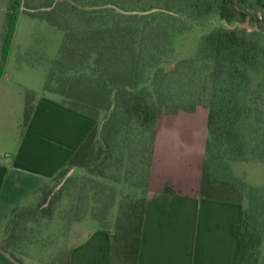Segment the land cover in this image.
<instances>
[{
    "label": "trees",
    "instance_id": "16d2710c",
    "mask_svg": "<svg viewBox=\"0 0 264 264\" xmlns=\"http://www.w3.org/2000/svg\"><path fill=\"white\" fill-rule=\"evenodd\" d=\"M55 1L31 9L52 7ZM73 1L81 6L63 1L51 10L27 12L63 32L44 91L97 121L102 113L106 117L59 175L78 171L62 189L44 193L43 205L13 214L0 264H22L16 251L27 242L28 224L51 219L64 190L79 184L85 198L94 193L93 219L100 228H106L120 186L141 192L120 201L110 256V264H138L158 123L164 115L193 113L199 107L208 111L201 196L245 205L233 229L239 239L238 264H264V187L247 184L232 167L235 162L264 161V112L255 102L256 94L264 92V0H157L134 7L161 9L145 15L100 8L112 4L131 10L123 0ZM22 3L12 0L7 11L0 80ZM258 12L263 16L258 18ZM214 15L231 26L255 21L261 30L216 28L202 37L195 57L166 70L162 63L173 52L175 36ZM257 76L262 78L258 83ZM35 99L27 90L23 127L31 120Z\"/></svg>",
    "mask_w": 264,
    "mask_h": 264
},
{
    "label": "crops",
    "instance_id": "0c3cea01",
    "mask_svg": "<svg viewBox=\"0 0 264 264\" xmlns=\"http://www.w3.org/2000/svg\"><path fill=\"white\" fill-rule=\"evenodd\" d=\"M3 81L0 144L8 138L4 123L16 126L20 98L15 96L21 94ZM97 124L55 94L36 95L30 122L20 125V136L11 132L9 154L0 158V247L13 214L38 203L41 190L68 168ZM207 137L208 111L203 107L161 117L138 264H238L239 239L233 229L245 205L201 196ZM113 233L93 218L78 222L70 233L67 264H110Z\"/></svg>",
    "mask_w": 264,
    "mask_h": 264
},
{
    "label": "rangeland",
    "instance_id": "374dc122",
    "mask_svg": "<svg viewBox=\"0 0 264 264\" xmlns=\"http://www.w3.org/2000/svg\"><path fill=\"white\" fill-rule=\"evenodd\" d=\"M66 1L71 3L75 2L73 0ZM123 1L131 10L125 11L112 4L102 5L100 8H111L110 6H114L117 10L125 12H146L155 9L161 11L159 8L148 9L146 11L134 9L136 5L140 6L141 4H148V6L155 5L157 0ZM11 2L12 0H0V66L3 64L1 56L3 36L7 25V11L10 8ZM46 2L47 0H23L21 6L20 16L14 33L9 57L5 64L2 76L4 78L2 83L3 85L13 83L14 86H16L14 88L21 93L19 96L16 92L15 96L16 98H20V107H18L19 118L14 129L13 123L12 125H9L8 122L4 123L3 134L6 133L5 136L8 138L0 144V158H5L6 153L9 154L8 149L10 148L13 140V138L9 137L11 132L13 134L14 130V136L12 135L13 137L20 136V125L24 123L25 115V90L29 89V91H32L36 95L44 91L47 70L50 67L51 62L58 55L60 45L63 40L62 31L49 25L46 21L29 17V15H27V12L29 11L37 12L50 8L44 7L34 10L31 9V7L39 6L45 4ZM75 3L80 5L77 2ZM93 8L96 7H88L87 9ZM262 16L263 12H258V18ZM252 17L255 18L254 15ZM242 25H247L246 28H249L250 31L261 30L255 21H248L245 24L237 23L231 26L223 22L216 15L211 16L202 22L191 23L183 33L175 36L172 45L173 52L169 58L162 63V66L166 70H171L177 62L195 57L202 37L212 30L220 27H243ZM262 31H264V29ZM261 80V76H257L255 79L256 83ZM255 102H259V108L264 112V92L256 94ZM105 117L106 113H102L98 121L99 125L103 123ZM232 167L233 173L237 177L242 178L247 184L254 187H264V161L252 160L247 163L235 162ZM76 171V169H72L69 171L67 176H59L51 180L49 184L41 190V197L38 203L32 208L44 204V193H52L54 195L61 190L68 177ZM80 187L81 186L79 184L76 189L71 188L64 190L62 195L59 197V202L55 205V213L51 219H41L36 223L28 224L29 232L26 235L27 242L22 244L20 249L16 251V255L21 260L22 264H66L68 256L67 251L71 245L70 233L72 232L74 226L78 223L76 220L79 219L80 216L81 221L93 218L95 208L97 207V202L93 198L94 193H90L89 197L85 198V193L81 192ZM118 193L116 203L111 209L106 221V227H111L113 231L115 230L119 204L122 198L127 195H130L131 197L141 196V192L128 187V185L120 186ZM10 221H13V217ZM7 231H11L10 222L7 225Z\"/></svg>",
    "mask_w": 264,
    "mask_h": 264
},
{
    "label": "water",
    "instance_id": "95a60500",
    "mask_svg": "<svg viewBox=\"0 0 264 264\" xmlns=\"http://www.w3.org/2000/svg\"><path fill=\"white\" fill-rule=\"evenodd\" d=\"M62 1H66V0H57L56 2H55V4H54V6L57 4V3H59V2H62ZM73 3H75V2H73ZM76 4V3H75ZM54 6H52V7H50V8H47V10H51V9H53L54 8ZM80 6V5H79ZM111 8L113 7L114 8V6H110ZM45 10V9H44ZM121 12H123V13H125V14H150V13H152V12H156V11H158V9H155V10H152V11H146V12H125V11H122V10H120ZM243 27H246L247 25H242Z\"/></svg>",
    "mask_w": 264,
    "mask_h": 264
}]
</instances>
